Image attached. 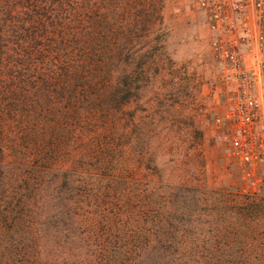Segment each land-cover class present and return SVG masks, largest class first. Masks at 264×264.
Wrapping results in <instances>:
<instances>
[{
	"label": "trees",
	"instance_id": "1",
	"mask_svg": "<svg viewBox=\"0 0 264 264\" xmlns=\"http://www.w3.org/2000/svg\"><path fill=\"white\" fill-rule=\"evenodd\" d=\"M162 8L0 0V264H264L262 197L131 168L116 115Z\"/></svg>",
	"mask_w": 264,
	"mask_h": 264
},
{
	"label": "rangeland",
	"instance_id": "2",
	"mask_svg": "<svg viewBox=\"0 0 264 264\" xmlns=\"http://www.w3.org/2000/svg\"><path fill=\"white\" fill-rule=\"evenodd\" d=\"M190 1L163 0L162 20L144 38L141 82L129 85L134 95L116 115L118 126H127V150L142 157L131 168L140 175L157 168L167 183L205 184L264 199V186L247 184L221 139L229 131L207 126L227 105L220 99L207 27Z\"/></svg>",
	"mask_w": 264,
	"mask_h": 264
},
{
	"label": "built area",
	"instance_id": "3",
	"mask_svg": "<svg viewBox=\"0 0 264 264\" xmlns=\"http://www.w3.org/2000/svg\"><path fill=\"white\" fill-rule=\"evenodd\" d=\"M208 30L222 113L209 128L221 137L248 185L264 186V0H191ZM248 194L247 192H245Z\"/></svg>",
	"mask_w": 264,
	"mask_h": 264
}]
</instances>
